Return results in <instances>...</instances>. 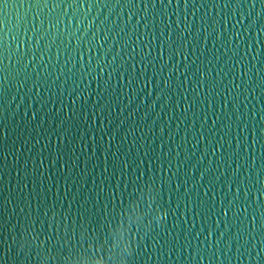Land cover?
<instances>
[{"label":"snow or ice","instance_id":"1","mask_svg":"<svg viewBox=\"0 0 264 264\" xmlns=\"http://www.w3.org/2000/svg\"><path fill=\"white\" fill-rule=\"evenodd\" d=\"M137 2L141 5L140 11H145V16L136 18L133 23V17L138 16V12L132 11L136 8ZM181 2L187 7L189 3H194V0H126L127 5L130 6V14L125 28H120L113 22L108 23V17L100 20L99 24H96V18L89 19L91 11L98 4H102L104 8L109 7V0H31L30 6L34 5L37 9L48 8L51 12H55V9L59 7L61 11L48 16L37 12L31 27L27 26L26 18H18L14 27L24 31V40L19 38L18 32L12 35L10 28L8 31L11 39L7 45L0 35V66H3L5 59L8 60V68L0 67V72L5 73L3 77H0V117H6L11 108V103H8L5 97L10 91L9 86L12 85L13 80L17 87V96L12 97V102L19 97L26 109L29 100L33 105L40 104V108L32 107L30 117L28 110L24 112L21 121L23 132H20L18 139L12 142L10 151H5L7 148L5 138H10L7 125L0 120V185L3 182L5 169L8 167V155L12 156L13 167L16 170L15 189H10L5 196L0 188V264H5L7 260H11L12 264H149L153 256L157 259L171 258L177 251L181 258L187 251V259L195 260L198 264L207 251L206 248L202 250L199 247L200 235L203 233H207L204 235L205 245L208 243L209 236L213 237L212 248L215 251H211L212 259L217 257V252L221 251V242H224L225 249H230L235 244L237 260H241L245 254L251 259L255 251V259L259 264H264V199H261L264 198V188L256 189L260 200L261 240L259 244H253L255 239L253 233L258 222L257 209L250 204L252 189L260 183V180L257 179L255 184L249 186V183L240 180L243 176L241 170H244L245 165L240 164L238 159L233 160L232 164L226 162L225 172L232 169L231 176L236 179L229 184V191L224 194L218 209L213 180H208L207 191L204 193V197L207 198L199 194V186H203L202 182L210 169L196 168V171L201 174L199 182L195 175L189 176L187 169L192 167V157H195L196 153L193 152L190 157L182 160V153L176 151L174 157L172 144L175 143V139L170 131L162 129L159 137L155 131L157 121L164 123V117L168 115L167 109L172 104L173 98L187 91L185 88L187 83L188 88L191 89L192 98L183 96L175 104L171 118L180 121L183 116V122L187 125V114L192 111L193 116L201 121V132L198 134L197 144L200 142L199 137H203L213 156L216 155L217 148L221 153L220 160H225L228 156L222 142L223 136H220L219 140L210 139L217 124L221 125V129L224 127L229 129L226 134H230L231 129V124L225 125L221 116L215 111L223 69L215 72L209 67L212 60H208L207 65L203 61L198 65L196 60H191L189 63L190 57L197 55L199 51V38L193 37L189 41L192 32L186 21L184 28H181L179 23L165 24L158 35L155 31L158 26L153 21V30L147 31L149 23L146 10L149 7L155 8L159 5L161 9H166L175 3L179 8ZM232 2L233 0H225L224 7H231ZM238 2L242 9L247 0H238ZM116 3L119 4L120 0H116ZM260 3L264 8V0H260ZM8 4V0H0V7L3 9L7 8ZM81 4L86 6L88 13L84 15V19L79 20V27H75L74 32L71 28H67L68 40L65 45V33L59 28L62 22L61 16L65 18L66 23L69 15L63 11L64 6L67 5L69 8L75 6L79 9ZM252 7L255 8V3ZM241 15L248 24H243L241 20H237V23L251 32L255 23L253 14L241 13ZM227 19L226 16L225 20ZM72 20L76 22L77 17L72 16ZM2 23L4 28H8V21L3 20ZM109 24H112V27H109ZM141 24L146 34L151 37L147 45L141 39L139 31ZM128 25H132L136 36L135 41H132L131 52L127 50V41L121 43L123 37L113 39V33L118 28L120 32L129 35ZM194 26L193 24L191 27ZM261 27L264 30V25ZM2 30L0 29V32ZM29 31L32 33L30 38ZM203 31L207 32V28ZM232 35L233 39L229 41L226 31H221L217 36L213 30L205 37V47L208 39L222 40L223 46L234 53L229 57L233 62V68L236 64H240L243 70L244 56L250 55L255 46L249 42L251 38L246 37L243 41L246 44V51L244 56H241L239 48L243 33L234 32ZM129 39H131L130 36ZM260 43L264 45V41ZM13 44H15L14 53L12 52ZM136 44L141 46L139 54L136 51ZM230 44L232 47H229ZM154 45L159 50L158 56L149 60L148 57L152 56ZM186 46L187 51L184 50ZM53 47L56 48L57 65L61 56L64 57L61 67H55L51 63ZM144 47L149 49L147 54H144ZM166 48L168 62H165ZM85 49L88 53L87 60L84 54ZM94 50L98 53L96 57L91 55ZM72 51H75V57L71 55ZM101 53L102 61L99 55ZM177 54L183 58L180 63L176 62ZM125 55L128 59L123 64H119L118 62L123 60ZM137 55H140L139 60ZM203 55L204 53L200 52V56ZM224 55L227 56L228 52ZM261 55H264V52L258 53L252 59H257ZM13 56L15 65H13ZM109 56L111 59L108 58ZM214 59L219 67L223 56L217 55ZM73 60H75L74 64ZM260 62L264 63V61ZM156 63L160 65L158 70ZM70 64L71 67H69ZM138 64L139 68H137ZM149 66L153 69L151 77L148 75ZM33 68L37 71L30 75ZM181 68L184 69L183 73L180 71ZM44 69L48 71L42 76L39 70ZM166 72L167 75H165ZM77 74L79 81H77ZM53 75L55 79L51 83L56 86L58 90L56 92H53L48 84V80ZM114 77L116 78L115 86L112 84ZM141 79L144 81L143 87L137 89L135 85ZM93 80L97 82L95 91L92 90ZM30 81L31 88H29ZM69 81L72 85L71 90L68 88ZM193 83L196 84V88H191ZM149 84L153 85L151 93L148 92ZM201 85L204 89L202 100L199 96ZM232 86L233 89L244 88L245 84L241 81V84L237 85L233 80ZM260 86L264 89V77L261 78ZM125 87L128 89L127 94L124 92ZM21 90H26L23 96H20ZM65 92L69 97L67 104L63 100ZM45 93L48 94L47 99ZM225 93L221 97L222 114L228 117L231 112L229 119L234 120L238 129L241 123L247 124L245 116L256 123L264 122V111L258 114L260 120L255 121L251 115L254 106L245 113L242 111L241 103L238 102L239 96H233L232 89L227 86H225ZM141 94L148 101L143 105V116L140 115ZM229 96H232V99H229ZM152 97H155L154 101ZM57 101L60 104L59 109L56 108ZM5 103H8L7 108ZM49 103L53 105L51 109H48ZM200 103L212 109L211 114L214 119L211 120V126H209L207 108L202 117L196 116L195 109ZM185 104L186 106H183ZM89 105L91 111H89ZM177 107H182L180 115L175 113ZM65 108L69 113L67 117H65ZM45 109L48 110L45 111ZM157 109H159V115L156 113ZM154 115H157V119H152ZM150 117L151 126L147 124ZM145 128L148 129L147 133L144 131ZM205 129L208 135H205ZM137 132H140L139 136L136 135ZM24 133L27 135L25 136ZM89 133H99V140L93 135L89 143ZM164 135L169 136L167 144L163 140ZM52 136L56 137L55 150H53ZM149 137L153 138L151 143H149ZM105 138H107V148L104 146ZM129 138H131L130 141ZM156 139L161 141L159 155L156 154ZM249 139H252L253 144L256 143V137L250 136ZM77 140L80 144L79 155H77ZM42 141L46 142L42 144ZM259 142L264 151V125L261 128ZM17 143L20 144L19 149L16 147ZM246 143L247 139L243 137V130H240L233 155L238 157L245 150ZM253 144L247 145L252 156L255 155L252 151ZM181 147L182 145H176L177 149ZM125 148L127 151L124 150ZM25 151L29 153L27 157L24 156ZM100 152L104 154L103 162H99ZM207 155L208 152H205L202 159ZM81 157L84 158V168L76 172L79 169ZM22 158L23 165H21ZM173 159L176 161L175 170H173ZM29 161L32 163L31 169L28 167ZM45 161L48 162L47 175L44 170ZM233 163L235 167H232ZM250 163L249 174L254 170L255 160H251ZM89 166H91V186H89V178H85L81 185L79 177L87 175ZM97 169H100L98 178L96 177ZM181 172L184 173L183 179H181ZM74 175L76 179H73ZM259 175H264V155L261 156ZM215 179L219 180V177ZM246 179L251 181V175ZM173 180L177 182L174 188L171 187ZM61 181L64 183L63 193H61ZM190 183L191 187H189ZM233 184L236 185L234 194L231 192ZM166 191L169 195L167 203L164 201ZM194 191L196 192L195 201L192 200ZM13 196L15 198L11 199ZM181 197L186 210L185 216L191 204L194 217H200L202 222L200 232L195 231V220L190 229L181 228L178 235H173V232L167 229L170 215H174L176 220H179ZM174 198L175 211L172 209ZM9 203L13 205L11 212L7 207ZM250 207L252 208L251 219L247 215ZM230 213L241 226L235 234L232 232ZM241 214L244 216L243 219ZM5 216L8 219H5ZM213 217H215L214 230L207 226ZM13 218L15 223L12 222ZM246 222L250 227H243ZM181 223L188 222L184 220ZM161 225L165 226V238H160L157 231ZM178 226L176 223L173 224L174 229ZM246 236L247 239H245ZM193 239L197 241L195 248L192 246ZM241 249H244L243 253ZM231 258L227 252L224 253L225 261H230Z\"/></svg>","mask_w":264,"mask_h":264},{"label":"water","instance_id":"2","mask_svg":"<svg viewBox=\"0 0 264 264\" xmlns=\"http://www.w3.org/2000/svg\"><path fill=\"white\" fill-rule=\"evenodd\" d=\"M9 4L7 8L3 9L0 7V29H3L2 32H0V35H2L3 40L5 44L10 41L11 36L9 35L8 29H12V35H16L17 32L19 33V38L21 40L25 39L24 31L22 29H16L14 26L16 24V21L18 18H26L27 19V26L31 27V23L34 21V16L37 12H42L45 16L48 15H55L56 13H60L61 9L57 7L55 9V12H51L48 8L43 9H37L34 5L30 6L31 0H8ZM225 0H194V3H189L187 7L184 6L183 2H181L179 8L176 7L175 3L173 5L167 7L166 9H161L159 5H157L155 8L149 7L147 9V20L149 23V29L147 31L151 32L153 30L152 24L153 21L158 26L155 31L157 35L159 34L160 29L164 27L165 24H174L179 23L181 28H184L185 24L184 22H187V25L189 26V30L192 32V36L189 37V41L192 40L193 37L199 38V51L197 52V55H193L190 57L189 63L191 60H196L197 64L199 65L201 61L205 65H207L208 60H212V64L209 65L215 72L220 71V69H223V72L221 73L222 82L219 85L218 88V97L216 99V108L215 111L217 115H220L222 120L224 121V124H231L230 134H226L229 132V129L227 127H224L221 129V125L217 124L216 130L211 134L210 139L211 140H219L220 136L224 137V140L222 141L224 143L225 150L228 153V156H226L225 160H220V150L217 148L216 155L213 156L211 154V150L207 147V144L205 143L203 137H199V143L197 144L198 134L201 132V121L197 120L193 116V112L189 111L187 114V125H185L184 117L181 116V120L177 121L174 118H171L173 116V108L175 104L182 99L183 96H188L189 99L192 98L191 95V89L188 88L187 83L185 84V88L187 91H183L181 95L175 96L173 98L172 104L167 109L168 115L164 117V123L161 124L159 121H157V124L155 126V131L157 134V137H159L162 134V129H167L170 131L171 135L175 139V143L172 144L173 149V156L175 157L176 151H180L182 153L181 159H186L191 156V153H196L195 157H192V167H189L187 169V174L189 176L195 175L196 180L200 181V172L196 171V168H200L201 170L204 169H210V172L206 173L205 179L202 182L203 186H199V194L203 198L204 193L207 191L208 187V180H213L215 183V196H216V206L219 209L221 206V200L224 198V194L228 193L229 191V184L232 180L236 179L234 176H231L232 169H228L227 173L225 172L226 168V162L227 164H232L233 160L238 159L240 164H244L245 168L243 171V176L240 177L241 181H244L245 183H249V186L252 184H255V181L257 179L260 180L259 184H256V186L252 189V195L250 197V204L254 206L256 211V218H257V227L254 230L255 239L253 240V244H259L261 240L260 236V228H259V203L260 200L258 199L257 195V188H264V175H259L260 169H261V156L264 155V151H262L260 147L259 137L261 135V128L262 125H264V122L256 123L254 120H249L247 116H245V120H247V124L241 123L240 129L237 128L236 123L234 120L229 119L231 117V112H229L228 117L223 116L221 111V97H223L225 93V86H227L229 89H232V95H238L239 96V103H241L242 111L245 113H248L250 109L254 110L252 111L251 115L255 118V121H259V113L264 111V89L261 88V78L264 77V63L260 61H264V55L258 56L257 59H252L253 56H257L258 53L264 52V45H262L260 42L264 41V30H262V25H264V8H262L260 0H247L244 7L241 9L240 4L238 0H233L231 7L225 8L224 7ZM255 3V8L253 9L252 5ZM141 5L139 2L136 4V8L132 9V11L138 12L137 17H133L132 22L135 23L136 18L139 19L140 17L145 16V11H140ZM64 12L69 13L66 23L65 18L61 16V24L59 25L60 31L65 33L64 36V42L65 45H67V28H71L72 31H75V27H79V20L84 19V15L88 13V9L84 4H81L80 8L77 9L75 6L72 8H69L67 5L64 6L63 9ZM163 11V16H161V12ZM243 13L244 15H247L249 13L253 14V20L255 21L253 25V30L249 32L246 27L242 28L240 24L237 23V20H241L243 24L247 25L248 21L243 19V16L241 15ZM130 14V6L127 5L126 0H120V3L117 4L116 0H109V7L104 8L102 4H98L97 7H95L90 15L89 19L96 18V24H99L100 20L104 19V17H108V23H115L119 25L120 28H125V25L127 23V17ZM72 16L77 17V21L73 22ZM228 17L227 20H225V17ZM6 20L9 22L8 28L3 27L2 21ZM163 21V22H162ZM23 23V22H22ZM143 23V21H142ZM195 25L194 27H191L192 25ZM85 25H87V21H85ZM235 26V27H233ZM45 27H47V24H45ZM109 27H112V24H109ZM207 28V32H204L203 29ZM213 30H215L216 35L219 36L221 31H226L228 33V40L232 41L233 39V33L234 32H242L243 36H241V43L239 52L241 56H244L246 51V44L243 42L246 37H250V43L254 44V48L251 50V54L248 56H244V65L245 68L242 70L240 64H236L235 68H233V62L229 57H231L234 53L231 51H228V48L223 46L222 40H212L208 39L207 44L205 47V37L208 35V33H211ZM139 31L141 33V39L143 40L144 44L147 45L149 39L151 38L146 34V30L144 29L143 25L141 24L139 27ZM127 32L129 35H125L123 32H120L119 28L116 29V32L113 33V39H120L123 37V40H121V43H124L125 41L128 42V52L132 51L133 43L132 41H135L136 36L135 32L133 31L132 25L127 26ZM118 33V34H117ZM32 35L31 31L28 32V37L30 38ZM103 35V33H101ZM129 36L131 39H129ZM111 38V37H110ZM75 44V41H73ZM111 43V42H110ZM136 51L139 54L141 46L139 44L135 45ZM229 47H232L230 44ZM119 50V49H117ZM187 51V46L184 49ZM7 52V49L5 50ZM144 54H147L149 49L147 47H144ZM12 52H15V44L12 45ZM159 50L155 48V45L153 46L152 56H149L148 59L151 60L152 57L158 56ZM200 52H203L204 55L200 56ZM228 52V55L225 56L224 53ZM85 59L87 60L88 53L85 49ZM39 55V53H37ZM71 55L75 57L76 53L75 51L71 52ZM91 55L93 57H96L98 53L94 50ZM101 61L103 60V54H99ZM165 62H168V51L167 48L165 50ZM223 56V59L220 61L219 67H217V62L214 59V56ZM199 57V58H198ZM111 59V56L108 57ZM127 55L124 56L123 60H120L118 63L123 64L125 60H127ZM137 59H140V55H137ZM183 58L177 54L176 56V62L180 63ZM239 59V57H237ZM64 57L61 56L59 65H57V59H56V48H52V60L51 63L55 67H61L63 66ZM37 63H39V60H37ZM72 63H75V60L72 61ZM130 63V61H129ZM13 65H15V57L13 56ZM72 65L70 64L69 67ZM95 66V61L93 63V67ZM3 68H8V60H4L3 66H0ZM55 67L53 68V71L55 72ZM140 65H137V68H139ZM160 65L159 63H156L157 70L159 69ZM35 71H37L35 68H33V72H30V75H32ZM41 72V75L43 76L48 70H39ZM152 67L149 66L148 69V75L151 77L152 75ZM181 73H183L184 69L181 68ZM247 73L246 75L244 73ZM5 75L4 72H0V77H3ZM167 75V72L165 73ZM55 79V75L51 77V79L48 80V84L51 86L53 92L58 91L56 86L51 83L52 80ZM235 80V83L237 85L241 84V81L244 82L245 87L244 88H235L233 89L232 81ZM77 81H79V75L77 74ZM61 82H63V77H61ZM87 83V81H85ZM5 84H7V81H5ZM113 86L116 85V78L114 77L112 80ZM144 81L141 79L135 87L137 89H140L143 87ZM71 82L69 81L68 88L71 90ZM10 87V91L8 92L7 96L5 97L6 101L8 103H11V108L7 112L6 117H0V120H2L3 124L7 125L8 134L10 135V138H5L7 143V148L5 151H10L11 144L13 141H16L18 139V134L20 132H23V125L21 123L24 112L26 110L29 111V117L31 116V109L32 107L40 108V104L33 105L32 101H28V108L26 109L19 97H17L16 101L12 102V97L17 96V87L15 86V80H13V83ZM97 87V82L95 80L92 81V90L95 91ZM29 88H31V81L29 82ZM191 88H196V84L193 83L191 85ZM153 90V85H148V92L151 93ZM26 90H21L20 96H23V93ZM173 91L175 92V88H173ZM203 85L200 86L199 90V96L200 99H203ZM125 94H127L128 89L127 87L124 88ZM242 93V94H241ZM87 95V93H85ZM48 94L45 93V98L47 99ZM55 99V97H53ZM153 101L155 100V97H152ZM229 99H232V96H229ZM63 100L65 104L68 103L69 97L67 95V92H65L63 96ZM127 103V100H125ZM8 103H5V107H8ZM139 103L141 104V113L140 115L143 116L144 108L143 105L147 104L148 101L145 99L144 95L141 94ZM19 105V107H17ZM183 106H186L183 105ZM53 105L51 103L48 104V109H51ZM60 104L57 101L56 108L59 109ZM208 109V118H209V126H211V120L214 119L212 116V109L203 103H200L198 107L195 109L196 116H201L205 109ZM48 109H45L47 111ZM91 106L89 105V111H91ZM182 112V107L175 108L176 115H180ZM18 113V114H17ZM157 115H159V109L156 110ZM69 115L67 108H65V117ZM157 115H154L152 119H157ZM41 117H43V112H41ZM171 118V119H170ZM152 119L150 117V120L147 121V124L149 126L152 125ZM179 123V128H177V124ZM20 125V127H17ZM240 130H243V137L247 139V143L245 144V150L242 151L239 156L233 155V153L236 151V141L237 137L240 134ZM144 131L147 133L148 129L145 128ZM205 135H208L207 129L204 130ZM26 136L27 133H24ZM93 135H95V138L99 140V133H89L88 141L91 143L93 139ZM123 135V133H122ZM137 136L140 135V132L136 133ZM250 136L256 137V143L253 144L252 139H249ZM186 138V140H185ZM153 138L149 137V143H151V140ZM131 138H129V141ZM163 140L165 144L169 142V136L164 135ZM35 141H33L34 143ZM46 141H42V144ZM77 155H79V148L80 144L77 140ZM52 144H53V150H55L56 146V137L52 136ZM160 144L161 141L159 139H156V154H160ZM182 145L180 149L176 148V145ZM253 144L252 151L255 153L254 156L251 155L250 151L248 150L247 145ZM231 145V147L229 146ZM104 146L107 148V138H105ZM17 149L20 148V144L17 143L16 145ZM127 151V148L124 149ZM37 156L39 154V147L37 148ZM113 151H115V148H113ZM167 151V149H165ZM205 152H208V155L202 159L203 154ZM29 153L25 151L24 156L27 157ZM47 155V153H45ZM99 162H103L104 160V154L103 152H100L99 154ZM135 155V152H134ZM142 155V152H141ZM228 157H231V159H228ZM248 158L247 160L245 158ZM255 160V167L251 174L248 172V168L251 166V160ZM38 162V160H37ZM24 160L21 159V165H23ZM175 159H173V170H175ZM8 167L5 169V173L3 176V182L2 185H0V188H2L3 194L5 196L8 195L10 189H15L16 185V170L13 167V158L11 155H8L7 160ZM28 167L31 169L32 163L31 161L28 162ZM157 167H159V164H157ZM232 167H235V164L233 163ZM47 168H48V162L45 161L44 164V170L45 175H47ZM84 168V158L81 157L80 160V166L79 169L76 170V172H79L81 169ZM54 171V170H53ZM100 175V169L96 170V177L98 178ZM251 175V181H248L246 178ZM91 166H89L88 173L86 176H80V182L81 185L83 183V180L85 178H89V186H91ZM215 177H219V180H216ZM184 178V173L181 172V179ZM73 179H76L75 175ZM71 180L69 183L71 184ZM176 181L173 180L171 187L176 186ZM191 183L189 184V187H191ZM63 187L64 183L61 181V193H63ZM231 192L234 194L236 192V185H232ZM18 195V194H16ZM15 196L11 197V199H14ZM229 199H231V196H229ZM264 199V198H261ZM169 200L168 192H165L164 195V201L167 203ZM192 200H196V192L194 191L192 193ZM8 211H12L13 205L11 203L8 204ZM172 209L175 211L176 209V200L173 199L172 203ZM185 208L183 205V198L180 199V210H179V220H176V217L174 215H170L167 222V229L169 231L173 232V235H178L181 232V228H191V225L193 221L195 220L196 224V232L201 231V219L200 217L196 216L194 217L192 212V205L189 204V208L187 210V215L185 216ZM248 218L251 219L252 215V208H249L248 212ZM244 216L241 214V219H243ZM5 219H8L7 216H5ZM230 223L233 225L232 232L233 234L236 233L237 229L240 226L239 221L236 219H233L231 217V213L229 214ZM187 220V224H182L181 222ZM215 220V217L212 218V221L208 222V227H210L212 230H214L215 226L213 224V221ZM13 223H15V219L12 220ZM176 223L179 226L175 229L173 228V224ZM244 228L250 227V225L246 222L243 226ZM221 228H223V225H221ZM160 238L166 237L165 232V226L161 225L157 229ZM186 234V233H185ZM207 233H203L200 235V243L199 247L203 249H207L205 252L203 258H201L198 262V264H259L258 260L255 259V251L252 253V258L250 259L246 254L242 256L241 260H237L236 252H235V244L232 245L230 249L224 248V242H221V251L217 252V257L215 259L211 258V251H215V249L212 248L213 243V237L209 236V240L207 245L204 243V235ZM170 239V237H168ZM247 239V236L245 237ZM183 242V240H182ZM243 242V241H241ZM192 246L195 248L197 246V241L195 239L192 240ZM227 252L229 257H232L230 261L224 260V253ZM244 252V249H241V253ZM188 252H184V257L181 258L179 256V251H177L176 254L172 255L171 258L163 257L160 259H157L155 256H153L152 261L149 262V264H197L195 260L189 261L187 259ZM5 264H12L11 260H7Z\"/></svg>","mask_w":264,"mask_h":264}]
</instances>
